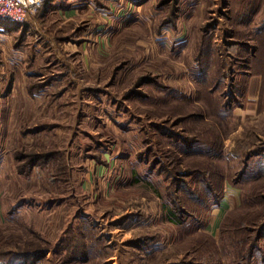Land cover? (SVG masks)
Segmentation results:
<instances>
[{
	"label": "rangeland",
	"instance_id": "1",
	"mask_svg": "<svg viewBox=\"0 0 264 264\" xmlns=\"http://www.w3.org/2000/svg\"><path fill=\"white\" fill-rule=\"evenodd\" d=\"M126 1L0 18V264H264V0Z\"/></svg>",
	"mask_w": 264,
	"mask_h": 264
},
{
	"label": "built area",
	"instance_id": "2",
	"mask_svg": "<svg viewBox=\"0 0 264 264\" xmlns=\"http://www.w3.org/2000/svg\"><path fill=\"white\" fill-rule=\"evenodd\" d=\"M46 0H0V18L23 23L36 13Z\"/></svg>",
	"mask_w": 264,
	"mask_h": 264
},
{
	"label": "crops",
	"instance_id": "3",
	"mask_svg": "<svg viewBox=\"0 0 264 264\" xmlns=\"http://www.w3.org/2000/svg\"><path fill=\"white\" fill-rule=\"evenodd\" d=\"M117 1H118V3H117ZM119 2H120V0H115L114 8L111 5H108L107 8H106V6L98 5V7L96 8L97 9L96 11H100V12L104 11L106 13H110V12L112 13L113 11L117 12L116 9H118L117 4L119 5ZM46 3H44V5L42 6V8H41L42 11H44L47 7H49V5H46ZM52 5H54L53 2H51L50 6H52ZM125 7H127L128 10L131 7H136V9H139L140 7L143 8V1L141 0V2L135 4V3H133L132 0H127L125 2ZM120 10L118 12H120ZM140 20H142L141 17H140ZM5 27H8V25H5ZM256 85H257V83H255V79H250L247 86L245 87L244 100H243L244 101V103H243L244 104V111L255 110L256 103L258 102L257 101L258 89L256 88Z\"/></svg>",
	"mask_w": 264,
	"mask_h": 264
},
{
	"label": "trees",
	"instance_id": "4",
	"mask_svg": "<svg viewBox=\"0 0 264 264\" xmlns=\"http://www.w3.org/2000/svg\"><path fill=\"white\" fill-rule=\"evenodd\" d=\"M247 14H248V12H247ZM209 94L210 93L208 92V95ZM192 143L193 144H197L196 141H192ZM192 143H191V145H192ZM208 148H210V149H208L207 151L213 152V148H211V147H208ZM247 165H248V163H247ZM246 172H247V167H246V169L243 172L244 175L246 174ZM261 238H264V222L257 228L256 235H255V238H254V242L249 247V259H252L254 257V255L256 254L255 251L258 248V244H259V241H260ZM29 257H30V254H29Z\"/></svg>",
	"mask_w": 264,
	"mask_h": 264
}]
</instances>
